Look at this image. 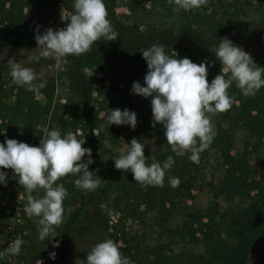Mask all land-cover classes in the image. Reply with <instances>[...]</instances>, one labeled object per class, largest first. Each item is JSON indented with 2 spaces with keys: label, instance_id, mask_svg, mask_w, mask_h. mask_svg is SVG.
<instances>
[{
  "label": "rangeland",
  "instance_id": "374dc122",
  "mask_svg": "<svg viewBox=\"0 0 264 264\" xmlns=\"http://www.w3.org/2000/svg\"><path fill=\"white\" fill-rule=\"evenodd\" d=\"M161 2L163 1L138 0L134 6H131L133 4L130 0H116L115 13L126 25L141 31L172 27L179 19V14L174 10L176 6L168 3V7L164 8ZM63 10L65 20L62 19ZM69 16L70 14L62 5L50 11L41 12L38 24L42 26L41 33L47 28L65 27L62 23L68 20ZM249 19L253 24L264 21V7L258 12H251ZM36 28L37 26L30 30L23 37V41L30 42L31 37L35 38ZM234 36L235 34L231 33L224 37L233 41ZM18 37L19 35L8 29L0 16V72L5 81L2 101L7 106H23L27 110L29 104L25 101L33 96L41 107L46 108L47 100L40 88L29 91L25 87L11 83L7 61L16 57L17 61L25 62L28 56L38 55V50H35L38 45H8L9 40L17 41ZM263 48L264 33L247 52L255 59ZM208 50L210 54L202 58L199 64L207 62L208 72H211L221 63L214 56L215 46ZM175 52L178 57H181L177 51H174L173 55L176 56ZM51 63V60L42 58L39 62L25 64L37 73H43V78L54 79L55 91L49 112L46 113L37 108L27 133H23L20 138L14 136V139L28 143L30 146H39L42 138H46L47 131L56 129L61 131L62 135L72 132L78 140L85 141L83 147L90 148L82 131L75 130L78 122L67 125L72 121L73 113L80 105V97L73 89L67 75L49 68ZM83 72L92 94L93 106L99 116L100 126L92 144L95 162L92 168L89 166V170L96 172L98 169L97 175L102 180L94 191H84L76 186L75 180L79 178V174H68L57 181L67 190V196L63 201L64 220L62 224L56 226L57 237L53 238L60 241V246L53 248L52 243L47 239L43 241L39 239L37 218H29L24 211L28 204L29 193L19 185L18 177L14 175L12 169H3L8 176L7 185H0V210L3 217L9 215V219L5 220L1 216L0 251L6 249L16 237H20L23 244L18 255L0 257V264H42V262L43 264H76L78 259L86 260L91 243L100 239L118 240L122 256L136 260L133 264H146V262L184 264L193 254L217 252L219 244L213 236L211 237L209 231L198 232L199 241L193 243L188 240L183 241L179 229L187 213L193 212L210 214L212 211H219L217 217H220L225 210L234 207L232 216L236 215L237 218L243 219V208L247 205L245 200L237 199L229 202L223 197H215L213 189L224 173L221 153L212 145L201 152L204 159L199 168L192 172L194 186L191 196L188 199L175 196L173 204L171 202L164 204V198L159 193V189L155 186L142 188L135 182L130 171L117 170L112 159L121 155V149L126 151L127 143L130 144L131 140L136 138L145 144L146 165L159 162L157 159L159 144L155 140L132 130L130 126H110L107 122L110 109H129L137 114L138 126L149 109L142 98L138 96L129 98L126 95L125 64L114 63L99 68L84 60ZM236 105L240 106L239 101ZM5 114L7 119L13 118L12 114ZM208 115L214 128L221 119L217 113ZM20 125L24 126V122ZM241 125L242 122L236 120L224 122V126L236 137V146L232 154L243 156L246 152L256 171L254 178L263 182L264 146L257 149L258 141L252 140L253 146L247 149V134ZM5 135L6 132L0 133V143L5 141ZM87 158L85 156L83 160L86 161ZM62 179L67 182V186L63 184ZM74 192H78V197L75 200L69 199V195ZM91 192L94 194L91 195ZM81 193L85 194V198L79 196ZM31 195L34 198L42 197L44 190H34ZM89 227L92 230L88 231ZM51 251L57 253L55 260L49 258ZM255 261L257 262L254 264H264V253Z\"/></svg>",
  "mask_w": 264,
  "mask_h": 264
},
{
  "label": "clouds",
  "instance_id": "9594fccd",
  "mask_svg": "<svg viewBox=\"0 0 264 264\" xmlns=\"http://www.w3.org/2000/svg\"><path fill=\"white\" fill-rule=\"evenodd\" d=\"M208 0H169L175 11L198 10ZM74 12L65 27L35 29L38 55H30L25 62L12 57L7 61L11 83L31 91L44 88L47 80L43 73H37L26 63L39 62L42 58L51 60L49 68L56 72L66 71L70 57L80 56L90 51L98 41H116L118 32L107 18L104 0H74ZM64 19V10L62 11ZM65 20V19H64ZM178 57L177 53L175 52ZM148 71L143 85L133 82L131 92L144 98H151L152 127L163 125L164 135L173 152L183 155L190 152L189 159L199 162V154L212 143L215 131L208 114L228 111L236 102L229 94L233 84L244 97L255 96L264 88V67L258 66L250 53L236 45L230 38H221L215 45L214 56L221 63V73L208 80V64L194 63L190 58H173L165 52V45L153 43L142 50ZM110 126H130L135 130L137 114L129 109H110L107 115ZM3 133V132H0ZM93 133L96 135L95 131ZM85 141L78 140L72 132L62 135L61 131H47L39 146L16 139L5 138L0 143V185H7L8 173L3 169H12L18 177L19 185L29 193L28 204L24 211L29 218H37L39 239L52 243L53 248L60 246L55 228L63 223V201L67 190L57 183L68 174L77 175V187L84 191H94L102 178L89 166L95 161L92 150L85 148ZM111 147V145H109ZM145 144L136 138L121 149V155L112 158L117 170L130 171L140 186H163L166 170L174 165L172 156L161 164L153 162L146 165ZM115 151V149H114ZM87 156V160L83 158ZM178 177H170L169 184L176 187ZM43 189L44 195L34 198V190ZM23 241L16 237L3 251L5 255H18ZM57 253L49 252V258L55 260ZM43 264V262H42ZM76 264H132L128 257L122 256L119 245L111 240L95 244L88 251L86 260H77Z\"/></svg>",
  "mask_w": 264,
  "mask_h": 264
},
{
  "label": "trees",
  "instance_id": "16d2710c",
  "mask_svg": "<svg viewBox=\"0 0 264 264\" xmlns=\"http://www.w3.org/2000/svg\"><path fill=\"white\" fill-rule=\"evenodd\" d=\"M138 0H130L134 6ZM161 6L168 7L169 0H162ZM74 0H0V16L14 34L19 35L17 41L9 40V46L37 45L34 37L30 42L23 41V37L33 30L40 23L41 12L62 5L70 14H73ZM107 11V18L118 32L116 41L105 42L103 40L95 43L89 52L78 57H70L67 70L61 72L69 77L73 89L80 97V105L73 113L72 121H77L75 130L82 131L87 144L92 149L95 133L100 130L99 116L93 106L92 94L87 84L86 75L83 72V62L87 60L90 64L102 68L114 63H124L126 76V95L129 98L136 96L143 99L149 107L142 122L135 128L137 132L143 133L159 144L157 159L163 164L168 156H172L175 163L171 169L166 170L163 186H155L164 198V204L171 202L173 197L183 196L189 198L194 186L192 172L199 168L203 162V154H199V162L189 159L190 152L183 155L172 151L164 135L163 125L157 124L152 127V105L151 98H144L134 95L131 92L133 82L139 81L142 85L148 71L146 60L143 58L142 50L153 43L165 45V52L174 58H190L194 63L199 64L202 58L210 54L208 48L213 47L225 35L234 33L233 41L243 47L247 52L256 40H260L264 33V21L259 24L251 23L249 17L251 12H258L264 7V0H208L205 6L198 10L176 11L179 14L177 23L169 28L149 29L141 31L132 26L126 25L115 13L116 0H104ZM69 16V18H70ZM68 18V19H69ZM195 19V21H194ZM69 21L62 25L66 26ZM177 51L181 57L173 55ZM254 62L264 67V48L259 51ZM221 65L215 70L208 72V80L211 83L216 75L221 73ZM47 84L40 88L45 96L48 106L41 107L40 103L32 96L26 99L29 104L27 110L23 106H7L2 101L5 92V81L0 72V131L6 132L5 138L14 139V136L22 137L27 133L31 124L34 111L40 108L46 113L49 112L55 91V80L44 78ZM231 96L239 101L240 106H233L226 112L217 113L220 117L219 123L214 126L215 136L210 144L217 148L223 159L222 167L224 173L218 185L213 189L216 198H224L226 201L243 199L247 202L244 207L243 219L237 218L234 207L225 210L219 215V211L207 213H187L186 218L180 226V237L183 241L198 242V232L209 231L219 250L215 253L209 251L205 254H193L184 264H254L259 255L264 253V181L256 180V171L249 161L245 152L243 156L232 154L236 146V137L233 132L224 126L226 121H241L243 130L247 134V149L253 146L252 140L258 141L257 149L264 146V88H261L255 96L244 97L235 84L228 90ZM28 101V102H27ZM12 114V119H7L6 114ZM24 126L21 127V123ZM94 154H92L93 158ZM92 168V165H90ZM170 177H178L179 184L172 187L169 184ZM63 180V179H62ZM67 186V182L63 180ZM166 185V186H165ZM165 186V187H164ZM94 193L91 192V195ZM84 193L79 195L84 197ZM78 192L69 195V199L75 200ZM1 216L9 219V215ZM232 216V217H231ZM1 230V229H0ZM88 231L92 230L90 227ZM104 240L94 241L91 248ZM118 244V240L111 239ZM136 262L134 259H130ZM137 264V263H136ZM152 264V262H146Z\"/></svg>",
  "mask_w": 264,
  "mask_h": 264
}]
</instances>
